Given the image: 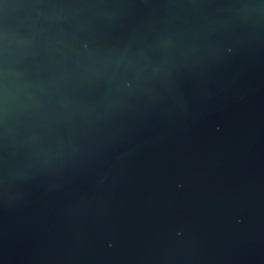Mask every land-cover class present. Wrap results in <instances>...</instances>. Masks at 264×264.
Segmentation results:
<instances>
[{"label":"water","instance_id":"water-1","mask_svg":"<svg viewBox=\"0 0 264 264\" xmlns=\"http://www.w3.org/2000/svg\"><path fill=\"white\" fill-rule=\"evenodd\" d=\"M0 264H264V0H0Z\"/></svg>","mask_w":264,"mask_h":264}]
</instances>
